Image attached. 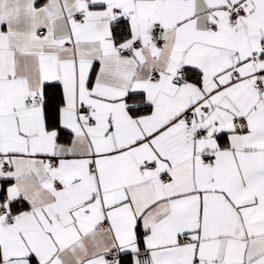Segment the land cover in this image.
Returning a JSON list of instances; mask_svg holds the SVG:
<instances>
[{"label":"snow or ice","instance_id":"obj_1","mask_svg":"<svg viewBox=\"0 0 264 264\" xmlns=\"http://www.w3.org/2000/svg\"><path fill=\"white\" fill-rule=\"evenodd\" d=\"M0 264H264V0H0Z\"/></svg>","mask_w":264,"mask_h":264}]
</instances>
